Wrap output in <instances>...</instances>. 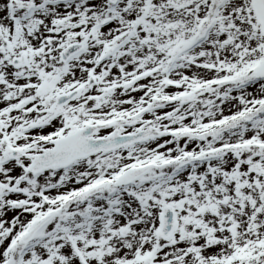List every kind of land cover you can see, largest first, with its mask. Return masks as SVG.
Listing matches in <instances>:
<instances>
[{"label": "rangeland", "instance_id": "rangeland-1", "mask_svg": "<svg viewBox=\"0 0 264 264\" xmlns=\"http://www.w3.org/2000/svg\"><path fill=\"white\" fill-rule=\"evenodd\" d=\"M83 37L84 51L62 64L59 50ZM199 37L206 39L202 46L184 47L199 43ZM3 41L8 45L0 52V156L4 152L6 157L0 160V263L172 264L171 258L162 261L163 252L179 246L193 231L209 242L229 237L242 244L235 251L239 261L233 255L228 263L264 264V146L259 140H264V110L228 132H208L210 124L229 113L264 103V79L252 84L253 69L264 56V40L248 0H0V44ZM13 56L23 58L20 67L11 65ZM89 77L94 78L92 85L86 84ZM231 78L242 86L228 90ZM17 81L29 84L33 92L14 89ZM126 81H131L127 87ZM199 81L202 86L196 85ZM74 88V101L51 108L56 97ZM171 98L175 102L164 104ZM144 105L146 113L134 118ZM84 125L93 127L94 137L144 128L152 134L138 145L30 174L33 157ZM183 126L199 130L194 138L169 131ZM9 138L14 140L4 141ZM8 148L18 152L13 159L7 158ZM189 150H195L199 160L184 165ZM209 152L216 155L209 157ZM175 154L184 161L163 167ZM145 163L156 166L129 185H113L127 168ZM206 167L209 172H203ZM181 172L176 181L175 174ZM177 182L196 187L186 193ZM221 184L223 202L239 198L246 203L212 217L201 210L202 202ZM68 195L77 200L74 208L58 211L26 247L24 232L54 206H45L43 199L51 204ZM119 196L127 202L114 201ZM86 203L98 210L91 211ZM163 204L175 209L168 243L148 234ZM80 208L83 212L77 214ZM76 218L82 228L64 226ZM58 220L61 231L56 229ZM247 228L248 240L241 232ZM261 232V241L255 242ZM143 237L153 245L147 247Z\"/></svg>", "mask_w": 264, "mask_h": 264}, {"label": "water", "instance_id": "water-1", "mask_svg": "<svg viewBox=\"0 0 264 264\" xmlns=\"http://www.w3.org/2000/svg\"><path fill=\"white\" fill-rule=\"evenodd\" d=\"M256 19L260 24L261 32L264 34V0H251ZM86 39L78 43H71L67 45L61 52L60 57L63 61L69 60L74 54L78 53L85 43ZM18 59H14L17 64ZM256 77L264 76V60L254 71ZM76 91L62 95L54 104L55 108L65 104L67 101L75 97ZM90 129L85 128L79 132L67 136L66 138L58 141L55 146L48 150L45 154L38 156L30 167L34 171H41L48 166H57L66 164L74 159L80 158L88 153L102 149H112L121 146L125 143L137 142L145 139L148 134L146 131H138L133 134L117 135L116 132L111 133L108 137L102 139L90 140L87 136L90 134ZM147 167L135 169L121 176L117 183L129 182L132 178L139 175ZM163 216L161 219V233L167 236L172 227L171 219L172 212L168 208H163ZM33 230V229H32ZM32 230L27 234L29 236Z\"/></svg>", "mask_w": 264, "mask_h": 264}, {"label": "trees", "instance_id": "trees-1", "mask_svg": "<svg viewBox=\"0 0 264 264\" xmlns=\"http://www.w3.org/2000/svg\"><path fill=\"white\" fill-rule=\"evenodd\" d=\"M228 125L226 124L225 125V123L223 122V124H221L219 127H216V129L214 130V131H217V132H221V131H224L225 129H226V127H227ZM213 131V132H214ZM184 134H186V133H182V135H184ZM187 134H189L188 132H187ZM191 134V133H190Z\"/></svg>", "mask_w": 264, "mask_h": 264}]
</instances>
